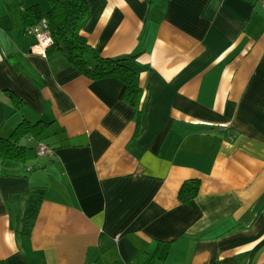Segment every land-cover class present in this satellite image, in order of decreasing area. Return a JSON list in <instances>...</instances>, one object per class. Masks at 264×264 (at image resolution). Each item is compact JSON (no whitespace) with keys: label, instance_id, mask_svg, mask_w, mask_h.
I'll list each match as a JSON object with an SVG mask.
<instances>
[{"label":"crops","instance_id":"obj_1","mask_svg":"<svg viewBox=\"0 0 264 264\" xmlns=\"http://www.w3.org/2000/svg\"><path fill=\"white\" fill-rule=\"evenodd\" d=\"M86 1L81 34L101 57L127 58L141 105L121 100L116 79L39 54L0 0V137L24 120L51 123L23 139L24 164L0 163V262L264 264V8ZM38 141L53 155L38 157ZM191 180L200 186L187 205L179 191ZM39 189L32 233L19 238L25 195Z\"/></svg>","mask_w":264,"mask_h":264},{"label":"trees","instance_id":"obj_2","mask_svg":"<svg viewBox=\"0 0 264 264\" xmlns=\"http://www.w3.org/2000/svg\"><path fill=\"white\" fill-rule=\"evenodd\" d=\"M4 1L9 12L20 17L25 29L46 20L52 38V44L47 52L50 50L59 52L71 66L88 79H116L122 85L121 100L131 107H140L142 89L138 84L137 72L125 64L127 58L101 57L81 34L89 21V5L86 0H47L49 5L47 9L39 4L25 7L24 0ZM9 98L16 110L21 109L22 103L17 96L10 93ZM141 120L142 110L138 116L134 137L141 131ZM50 125L51 123L45 121L31 123L24 120L13 130L9 138L0 137V163L24 164L27 148L22 145L23 139L26 137L39 139ZM199 186L197 180L185 182L179 191V200L189 205L197 196ZM44 195V189L32 190L25 195V206L17 218V237L31 235ZM0 264L4 263L0 262Z\"/></svg>","mask_w":264,"mask_h":264},{"label":"built area","instance_id":"obj_3","mask_svg":"<svg viewBox=\"0 0 264 264\" xmlns=\"http://www.w3.org/2000/svg\"><path fill=\"white\" fill-rule=\"evenodd\" d=\"M257 4H259L262 8H264V0H253ZM28 34H33L36 36L38 43L36 48L38 49V53L41 55H45L46 51L52 44V38L48 29V24L46 20H42L38 25L34 27H28L25 29ZM32 139V138H31ZM36 154L38 157H47L53 155V150L45 143L38 141L36 147ZM28 171H31L32 168H28Z\"/></svg>","mask_w":264,"mask_h":264},{"label":"rangeland","instance_id":"obj_4","mask_svg":"<svg viewBox=\"0 0 264 264\" xmlns=\"http://www.w3.org/2000/svg\"><path fill=\"white\" fill-rule=\"evenodd\" d=\"M43 3V4H42ZM27 5L28 7L29 6H32V5H34V4H39V5H43L44 7H46V8H48V2H47V0H38V2L36 1V2H33V0H32V2H30L29 0H25L24 1V5Z\"/></svg>","mask_w":264,"mask_h":264}]
</instances>
